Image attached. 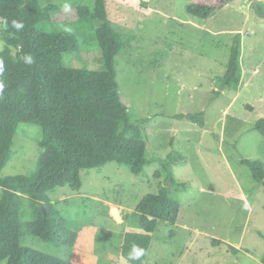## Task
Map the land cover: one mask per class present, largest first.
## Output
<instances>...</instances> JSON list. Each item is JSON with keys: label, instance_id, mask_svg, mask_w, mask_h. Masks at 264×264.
I'll return each instance as SVG.
<instances>
[{"label": "rangeland", "instance_id": "374dc122", "mask_svg": "<svg viewBox=\"0 0 264 264\" xmlns=\"http://www.w3.org/2000/svg\"><path fill=\"white\" fill-rule=\"evenodd\" d=\"M107 1L115 28L134 36L131 57H116L117 81L133 121H144L151 162L141 174L117 162L88 169L80 192L64 186L51 194L78 233L74 247H58L31 235L23 245L76 264H132L121 253L123 238L127 232H143L136 206L145 194L168 185L167 174L156 172L175 151L184 160L171 170L186 185L178 191L172 187L181 204L178 221L159 223L145 264H261L264 184L241 160L258 161L264 169V137L253 129L264 118V15L252 6L253 0ZM41 3L57 6L55 25L74 21L80 3L91 10L95 6V0ZM65 3L70 5L67 12ZM191 3L219 7L202 19L188 13ZM238 34L241 81L238 90L226 85L221 89L219 78L226 74ZM76 36L81 49L65 55L66 66L103 70L96 33ZM182 113H203L205 126L175 117ZM40 139L41 127L20 124L16 156L3 173L35 168ZM113 207L119 220L111 213ZM228 244L241 251L235 253Z\"/></svg>", "mask_w": 264, "mask_h": 264}, {"label": "trees", "instance_id": "16d2710c", "mask_svg": "<svg viewBox=\"0 0 264 264\" xmlns=\"http://www.w3.org/2000/svg\"><path fill=\"white\" fill-rule=\"evenodd\" d=\"M256 1L258 9L252 6L264 11V3ZM218 7L217 3H191L186 9L191 15L206 19ZM56 9L54 3L43 7L41 0H0V39L4 43L0 60L5 66L0 74V81L5 84L0 93V263L76 264L22 243L31 235L58 247L76 244L78 233L65 215L67 210L60 209L51 194L64 186L80 192L83 173L88 169L117 162L141 174L151 162L146 155L148 138L144 121H133L128 106L120 99L117 81L116 57L120 54L131 57L134 36L115 28L109 18L107 0H95L93 10L80 3L75 8L76 19L61 25L54 24L52 14ZM13 20L22 22L23 29H15ZM83 31L96 33L104 59L103 70L66 66L65 55L80 52L76 33ZM239 40L238 34L226 74L219 78L222 83L234 71L226 87L235 90L241 81ZM27 54L34 57L31 65L22 59ZM175 117H186L205 126L203 113H182ZM22 123L41 127L36 165L27 173L6 175L3 170L16 156L15 140ZM253 129L264 137V118L256 121ZM173 141L174 138L171 144ZM183 160L174 151L170 158L161 161L156 174L166 173L168 185H161L138 201L136 211L143 232H127L121 247L122 255L132 264H145L160 222L175 225L178 221L181 204L172 187L178 191L186 189V185L177 182L171 169ZM241 161L250 168L254 179L264 184L262 165L255 160ZM259 234L264 237L263 232ZM219 242L214 240L216 244ZM134 244L144 250V255L140 260L130 261L128 256ZM228 246L235 253L241 251Z\"/></svg>", "mask_w": 264, "mask_h": 264}, {"label": "clouds", "instance_id": "9594fccd", "mask_svg": "<svg viewBox=\"0 0 264 264\" xmlns=\"http://www.w3.org/2000/svg\"><path fill=\"white\" fill-rule=\"evenodd\" d=\"M63 8H64V11L67 12L70 10V5L65 3L63 5ZM12 26L17 30H20V29H23L24 24L22 22L17 21V20H13ZM67 30L71 31L70 29H67ZM22 59H23L24 63L27 65H31L34 63V57L31 54H27V55L23 56ZM4 71H5L4 63L2 60H0V74H3ZM4 88H5L4 82L0 81V93H3ZM143 255H144V250L142 248H140L139 246L134 244L131 248V251L129 252L128 259L130 261H137V260H140V258Z\"/></svg>", "mask_w": 264, "mask_h": 264}, {"label": "water", "instance_id": "95a60500", "mask_svg": "<svg viewBox=\"0 0 264 264\" xmlns=\"http://www.w3.org/2000/svg\"><path fill=\"white\" fill-rule=\"evenodd\" d=\"M254 6L258 9V2L256 0H254ZM262 15H264V12L258 10ZM234 75V71H232L227 77L226 79L222 82L221 85V89H224V86L229 82V80L231 79V77Z\"/></svg>", "mask_w": 264, "mask_h": 264}, {"label": "bare ground", "instance_id": "6f19581e", "mask_svg": "<svg viewBox=\"0 0 264 264\" xmlns=\"http://www.w3.org/2000/svg\"><path fill=\"white\" fill-rule=\"evenodd\" d=\"M119 210L116 207H113L111 210V213L117 217V219H120V216L118 214Z\"/></svg>", "mask_w": 264, "mask_h": 264}]
</instances>
